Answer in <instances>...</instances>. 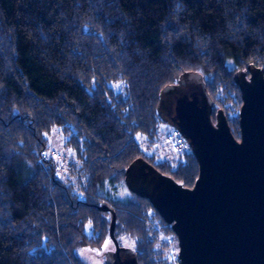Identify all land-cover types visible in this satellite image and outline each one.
I'll return each mask as SVG.
<instances>
[{
	"label": "trees",
	"instance_id": "obj_1",
	"mask_svg": "<svg viewBox=\"0 0 264 264\" xmlns=\"http://www.w3.org/2000/svg\"><path fill=\"white\" fill-rule=\"evenodd\" d=\"M248 64L264 70V0H0V264H86L78 251L108 237L101 203L138 264H177L174 233L151 204L130 191L113 200L106 186L124 185L141 157L190 188V151L155 148L159 91L199 72L238 140L233 75ZM51 130L65 175L44 156Z\"/></svg>",
	"mask_w": 264,
	"mask_h": 264
},
{
	"label": "water",
	"instance_id": "obj_2",
	"mask_svg": "<svg viewBox=\"0 0 264 264\" xmlns=\"http://www.w3.org/2000/svg\"><path fill=\"white\" fill-rule=\"evenodd\" d=\"M234 73L240 92L239 139L213 101L202 75L188 71L159 91L156 112L183 137L197 175L190 188L137 157L124 168L127 191L151 204L176 236L178 264H264V70L253 64ZM108 236L114 250L105 264H138L118 245L115 214Z\"/></svg>",
	"mask_w": 264,
	"mask_h": 264
},
{
	"label": "rangeland",
	"instance_id": "obj_3",
	"mask_svg": "<svg viewBox=\"0 0 264 264\" xmlns=\"http://www.w3.org/2000/svg\"><path fill=\"white\" fill-rule=\"evenodd\" d=\"M231 66V65H230ZM119 85V87H117ZM116 92L122 91V84L121 83H112L111 85ZM214 115L212 114V118ZM157 130V141L155 148H158L157 153H165L166 155H170L172 152L170 151V146L168 143V135L171 134L175 129L171 125H167L166 123L161 122L159 124ZM137 138L138 143L140 144V148H142L145 155L153 153L150 147L146 146L144 144L145 137H143L140 134H136L135 136ZM46 140L48 141V149L49 151L45 152L44 156H51L52 154H55L56 158L54 162H56V166L58 165V168H55L57 170L58 175H65L66 170V151L63 147V141L59 138V135H57L55 130H51L50 134H46ZM185 143V142H184ZM186 145V143H185ZM186 150H189V147L187 146ZM190 151V150H189ZM175 154V153H173ZM106 193L109 198L113 200H124L128 198L129 192L127 191L125 185L117 184L116 186L107 185L106 186ZM115 229V228H114ZM85 232L87 234H90V226L85 227ZM116 240L118 242V245L134 249L133 241L129 239L124 234H119L118 237H116ZM110 242L105 248V242ZM169 243L171 244L169 248V253L171 261L177 262V246L178 243H176V236L174 234L173 237L170 238ZM109 250H114V246L112 244V241L110 240L109 236L106 238V240L101 244L100 248L90 250V249H80L78 251V255L81 257V259L84 260L86 264H105L104 262V253L108 252ZM174 263V262H173ZM178 264V263H177Z\"/></svg>",
	"mask_w": 264,
	"mask_h": 264
},
{
	"label": "built area",
	"instance_id": "obj_4",
	"mask_svg": "<svg viewBox=\"0 0 264 264\" xmlns=\"http://www.w3.org/2000/svg\"><path fill=\"white\" fill-rule=\"evenodd\" d=\"M168 136H169L168 137V143H169V146H170V151L172 153H177V152H180V150H183V149H186L187 148V144L185 145V143H186L185 140L183 139V137L181 135H179L177 133L176 130H174ZM45 157L52 158L53 161L56 158H58V156L56 157L55 154H52L51 156H45ZM58 167L59 166L57 165L56 168H58Z\"/></svg>",
	"mask_w": 264,
	"mask_h": 264
},
{
	"label": "snow or ice",
	"instance_id": "obj_5",
	"mask_svg": "<svg viewBox=\"0 0 264 264\" xmlns=\"http://www.w3.org/2000/svg\"><path fill=\"white\" fill-rule=\"evenodd\" d=\"M117 87H119V85H117ZM109 243L110 242H108V241L105 242V248H107V246H108Z\"/></svg>",
	"mask_w": 264,
	"mask_h": 264
}]
</instances>
